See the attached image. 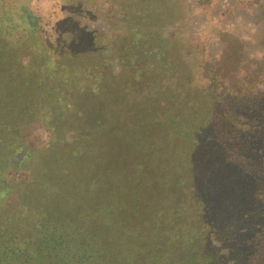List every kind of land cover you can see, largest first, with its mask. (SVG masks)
Here are the masks:
<instances>
[{"label": "trees", "instance_id": "1", "mask_svg": "<svg viewBox=\"0 0 264 264\" xmlns=\"http://www.w3.org/2000/svg\"><path fill=\"white\" fill-rule=\"evenodd\" d=\"M5 12L7 16L9 9ZM153 14L158 20L144 23L155 29L166 23L157 11ZM3 28L0 27V32L5 31V35L0 33V93L17 94L14 99L17 103L10 99L6 108H2L3 99L0 101V185L8 189L23 186V192L17 210L0 214V264H225V259L228 262V256L223 259L208 241L204 229L211 227L226 234L231 231V215L236 218L246 210L248 215L257 214V204L264 208L263 66L240 74L242 59L247 56L245 48L229 47L218 59L205 64L203 75L207 87L213 89L204 101L196 97L198 89L195 95L186 85L195 82L194 72L189 70L197 62V56H192L187 46L191 43L182 40L177 44L167 39L160 28L149 41L146 60L149 68L145 70L143 63H134L136 69L128 79L130 89L145 88L144 95L151 101L152 111L146 112V103H137L133 110L137 116H131L129 123L120 127L118 136L90 131L82 138H93L91 143L98 144L99 151L90 145L82 152L77 146L70 154L73 167L65 173L52 171L50 176L37 175L30 181L12 175L6 181L3 171L10 163L13 133L18 131L12 125L15 119L11 110L22 108L18 103L20 95H25L22 100L27 117L37 111L41 98L51 113L62 114L66 103L62 87L70 84H64L65 72L51 76L41 69L40 81L44 84L25 85L23 74L25 68L31 67L22 65L17 51L18 35L11 33L12 29L5 24ZM209 67L212 72H207ZM58 68L63 70L60 65ZM170 74L176 82L174 88L164 87ZM17 79L20 85L16 92L13 89ZM10 83L12 86H8ZM45 83L49 86L51 83V90ZM218 86L223 87V92L215 90ZM4 87L8 89L5 92ZM163 98L168 99L162 109L165 119L154 113ZM180 110L184 115L180 120L174 119V113ZM136 131H148L147 138L135 140L136 145L144 146L143 152L149 147L164 146L167 152L164 158L176 154V136L185 140L184 146L190 149L195 139L199 147L192 151L201 161L195 162L190 152L183 151L176 162L170 157L166 159L170 165L161 166L157 165L158 157L162 158L159 151L148 168L130 162L121 153L127 148L135 152V142L130 137ZM113 145L121 150L118 163L127 162L118 171L109 162V149ZM83 153L91 159L77 166ZM145 171L149 174L145 175ZM255 236L251 246L263 249L264 236ZM252 247L236 251L241 254L238 259L241 264H251L249 258L255 256ZM256 264H264V258L260 256Z\"/></svg>", "mask_w": 264, "mask_h": 264}, {"label": "rangeland", "instance_id": "2", "mask_svg": "<svg viewBox=\"0 0 264 264\" xmlns=\"http://www.w3.org/2000/svg\"><path fill=\"white\" fill-rule=\"evenodd\" d=\"M28 1V2H27ZM36 5H32V9H30L29 0H2V4H0V27L1 30L5 24L7 28L10 30L12 29L11 33H16L19 38L16 42L20 45L19 49L17 50L19 52V56L22 59V62L24 67H31V68H25V74H23V82L27 85L29 83L34 84L36 83L39 85L40 82V71L42 68H40L41 62L38 61V57L35 55L37 52H39L40 44L37 43L38 40L45 34L44 28L48 21V18L51 19V13H48L46 11L47 9V0H36ZM241 2L242 4L239 6L240 10H236V8L232 7L229 9V7L233 6L235 3ZM8 10L9 14L6 16V12L4 7ZM209 10L206 14L199 13L198 15L191 17L189 20V29L194 31L193 34L195 38L197 37L200 43H203V48L207 51V55L211 58V61L218 59L220 54L224 51V46L226 44V40L232 39V40H238L242 41L244 43L246 57H244L242 60V67L240 70L241 72H244L245 70L253 71L257 66L264 68V0H222L214 6V9L210 6L208 7ZM2 9L4 11H2ZM207 9V8H206ZM245 9V10H243ZM30 11L32 13H30ZM237 11V12H236ZM37 15V20H31L30 18L32 15ZM187 15V14H186ZM185 13L184 17L183 14H180V19L177 22V25L175 24L173 26V23L177 20H174V16H170L172 20H167V22L170 24V27L174 28L175 32H182L184 28H186V23L182 22L181 18L183 17L185 19ZM222 16V18L220 17ZM150 17H156L155 14H150ZM173 22V23H172ZM185 24V27H184ZM171 28V29H172ZM4 29V28H3ZM173 30V29H172ZM197 32V33H195ZM2 35H5V31L0 32ZM172 31L169 29V34H171ZM218 34H220V41H218ZM181 35L177 34L176 36ZM175 36V37H176ZM216 38V39H215ZM222 38H225V41L221 40ZM13 41V40H11ZM26 44V46H24ZM24 46V47H21ZM143 47L142 45L139 47L141 49ZM142 50V49H141ZM138 57H134L135 63H143V65H146V60L148 57H145L144 53L142 51H137ZM143 54V55H142ZM34 59V60H33ZM59 60V59H58ZM37 61V62H35ZM57 64H60L59 61ZM136 65H134L133 69L135 70ZM149 68V67H148ZM148 68H145L146 70ZM30 69V70H29ZM160 72L163 70L162 67L159 69ZM211 68H207V72L210 71ZM264 70V69H263ZM132 71V70H131ZM158 72V70H156ZM213 69L211 70V72ZM27 72V74H26ZM47 72V73H46ZM46 74L53 75V74H61V71L59 69H55L54 67H49L48 71H46ZM171 73V72H169ZM205 73V72H204ZM195 75V72H194ZM171 77H174L170 74V77L167 79V82L164 83V87L172 86L174 88V85L176 84L175 81L171 79ZM16 88L13 89L17 92L18 85H20L18 79L15 80ZM25 84V85H26ZM51 84V83H50ZM36 85V87H37ZM188 89L192 93H197V89L199 90L196 96L197 98L202 97L204 101L207 99L208 93H212L211 90L213 89L211 87H207V79H205L204 75L201 77L200 74L197 73V78L195 75V82L194 84L188 85L186 84ZM185 84H183L184 89L187 88ZM8 86H12V83H10ZM38 88V87H37ZM223 87H217L215 90L218 93L223 92ZM4 92L5 87L3 88ZM145 88H134L131 90L132 97L129 99L128 104L126 105H118L117 107V115L114 116L113 120H110L111 124L106 126V130L108 133H101L100 135L105 136H118V133L120 132V127L126 126L127 123H129V118L131 116H137V114H134V108L136 107L137 103H146L144 104V109L148 111H152L153 109L150 108V100L146 99L147 96L144 95ZM176 89V88H175ZM182 89V87H181ZM129 90V89H128ZM177 90V89H176ZM178 91V90H177ZM226 92H228L227 89H225ZM30 92L34 93L33 89L31 88ZM15 93V92H14ZM32 93V94H33ZM184 92H180L179 94H184ZM6 94V93H5ZM4 93H0V101L3 99L0 108H6V102H8L10 99L11 101L14 99L17 94L10 93L5 95ZM53 96V93H50ZM178 94V93H177ZM181 95V96H182ZM21 96V98H19ZM17 96L20 99H25V95ZM17 98V99H18ZM52 98V97H51ZM142 100H139V99ZM5 100V101H4ZM41 102L39 105H37V111L34 113H31L30 116H26V118L22 119L21 122H19V119H15L12 122V125L15 124V127L18 131H15L13 133L14 138V144L11 148L13 150H10V163L7 168L3 171V176L6 179H11V176L19 177L21 180L30 181L37 175L44 176L48 175L50 176L52 171H56L58 173L67 172L70 168L73 167L72 163L69 162L70 160V154L74 152L77 148V146H80V150L84 152L87 148H90L88 146H92L94 150L99 151V145L95 142L91 141L93 140L88 138L84 139L82 137L88 136L89 132L86 131L83 127V124L79 121L78 116L75 114L72 117H69L68 114H66V110L62 114H54L53 112L50 113V110L48 109V106L44 104V101L42 98L40 99ZM144 100V101H143ZM167 98L161 99L159 101V107L158 111L155 110V115H160L161 118H166V114L163 113L162 109H165V102L167 101ZM17 103V101L15 102ZM148 105V106H145ZM72 107H80L79 105H69ZM66 106H64L65 108ZM102 107H106L103 105ZM162 107V108H160ZM36 109V107H33ZM206 108V107H205ZM203 107H201V110ZM1 110V109H0ZM204 110V109H203ZM5 111V110H4ZM17 112V110H11ZM182 112V113H181ZM183 111H177L174 113V119H181V116H183ZM71 116V115H70ZM147 117V116H146ZM23 121V122H22ZM20 123V124H19ZM11 125V126H12ZM20 125V127H18ZM180 125V124H179ZM104 127L103 124L98 125V128ZM178 131L180 129L179 126ZM78 131V133H76ZM94 132V131H92ZM96 133V132H95ZM98 134V132H97ZM120 136V135H119ZM130 137V136H129ZM127 137V138H129ZM148 137V131H145V133L142 131L141 133H131L130 141L135 142V152H131L130 148H127L126 152L121 153V150L117 148V146H114L110 148V165L118 171V168L120 166L127 165V162L125 163H118L119 162V154H124V157H127L130 159V162L135 161L138 163V165L148 168L151 166V163L153 162L154 156L158 155L157 153L160 151L162 158L160 156L158 157V164L161 166L168 165V161L166 159H169L170 157H174L173 160L179 159L180 152L188 151L189 154L192 155V158L194 161H198L200 163L201 158L197 159L195 156V152H193V149H198L199 144L194 139L193 145L190 149V146H184L185 140L179 137L177 138V145L178 148H175L176 154H167L165 155L166 158H164V154L166 150L164 149V146L160 147H149L147 148V152H143L144 146L136 145L137 141ZM121 137H119L120 139ZM183 140V142H182ZM114 141L116 139L114 138ZM182 142V143H181ZM146 143V142H145ZM146 145V144H145ZM175 144V147H177ZM91 147V148H92ZM149 150V151H148ZM0 148V153H1ZM120 151V152H119ZM152 151V154L150 153ZM178 152V153H177ZM84 154V153H83ZM81 155L79 157V163H77V166L80 165V163L84 161L90 160V155ZM188 154V155H189ZM2 153L0 154V156ZM131 155V156H130ZM189 155V157H190ZM121 156V155H120ZM188 157V158H189ZM135 159V160H134ZM76 165V164H75ZM170 165V164H169ZM129 168V167H127ZM144 169V168H143ZM197 170V169H196ZM199 172V170H197ZM145 175L149 174L148 171H145ZM20 186V185H19ZM22 192H23V186H20L19 188H13L8 189L5 186L0 185V214L3 216L7 213H10L12 210H17L18 205L20 204L22 200ZM208 228V231H206ZM205 227L204 231L208 233V241L211 242L212 245L216 246L215 248L218 249L219 254L224 259L226 254L228 255V262L225 259V264H238L234 261L233 257H237L236 251L232 252L231 255L229 252V248L223 244V240L220 236L223 235L225 231L218 232L217 230H212L211 227ZM212 230V231H211ZM211 231V232H210ZM201 254V251H199V255ZM209 261V260H208Z\"/></svg>", "mask_w": 264, "mask_h": 264}, {"label": "flooded vegetation", "instance_id": "3", "mask_svg": "<svg viewBox=\"0 0 264 264\" xmlns=\"http://www.w3.org/2000/svg\"><path fill=\"white\" fill-rule=\"evenodd\" d=\"M31 1L29 0L30 9L33 8ZM220 1L222 0H56L57 9L50 14L52 18H48L44 28L45 34L37 42L40 44L39 52L35 55L41 62L43 73L48 71L49 67L59 69L60 65L61 70L63 68L61 72H65L64 84H70L62 87L66 114L72 118L76 114L83 128L89 133L94 131L107 134L105 128L117 115L116 106L128 104L133 96L128 84L136 61L133 58L138 57L137 51H142L145 57H148L149 41L156 37L158 29L161 28V33L177 44L182 40L191 43L187 46L192 52L191 55L197 56V62L195 65L193 63L189 70L195 72L196 77L197 73L203 76L205 64L211 61V58L203 48L205 45H202L203 43L195 38L194 31L189 29V20L199 13L206 14L209 6L214 9ZM241 4L237 2L229 9L234 7L240 10ZM155 11L160 14L161 20L166 22L156 29L144 23L146 20H158L150 17ZM184 13L187 14L185 19ZM180 14H183L181 20L186 23V28L179 33L175 32L166 20H172L170 16H174L177 21L172 23L173 26L177 25ZM36 17L37 15L33 14L30 19L37 20ZM169 29L172 35L169 34ZM176 33L181 35L176 36ZM218 36L220 41V34ZM221 40L224 42L225 38ZM243 44L236 39L226 40L224 51L229 47H244ZM141 45L142 50L139 48ZM48 57L55 62H50ZM56 60L60 64H57ZM143 67L147 68L146 65ZM40 82L39 86L44 84L43 81ZM45 86L49 85L45 83ZM48 88L51 90V84ZM46 90L45 88V92ZM18 103L23 105L22 108L12 112L14 119L21 122L26 118L28 110L22 99L18 100ZM71 104L80 107L71 108ZM103 105L106 107H102ZM100 124L104 127L98 128ZM257 205V214L248 215L246 210L240 212L236 218L231 215V231L220 236L223 244L229 248L230 255L231 251L243 252L252 247L254 235L257 238L264 236V227L261 228V225L264 226V208L261 204ZM250 227L251 230L248 229ZM254 230H257V234ZM237 233H240L238 237ZM252 248L255 256L249 258L248 262L256 264L260 256L264 258V248L260 249L258 245ZM240 256L241 254L237 253V257H233L237 258L234 261L238 264H241L238 261Z\"/></svg>", "mask_w": 264, "mask_h": 264}, {"label": "crops", "instance_id": "4", "mask_svg": "<svg viewBox=\"0 0 264 264\" xmlns=\"http://www.w3.org/2000/svg\"><path fill=\"white\" fill-rule=\"evenodd\" d=\"M31 3H32V5L33 4L36 5L37 1L36 0H32ZM46 3H47L46 11H48V13H52V12L56 11V9H57L56 0H47Z\"/></svg>", "mask_w": 264, "mask_h": 264}]
</instances>
